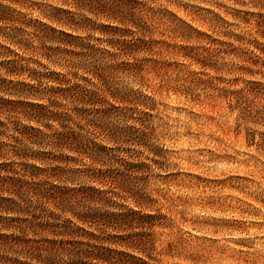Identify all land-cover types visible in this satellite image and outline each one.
I'll use <instances>...</instances> for the list:
<instances>
[{
  "label": "trees",
  "instance_id": "1",
  "mask_svg": "<svg viewBox=\"0 0 264 264\" xmlns=\"http://www.w3.org/2000/svg\"><path fill=\"white\" fill-rule=\"evenodd\" d=\"M60 1L128 29L102 27L111 53L93 40L15 15L11 6L24 10L32 0H0V264H150L148 232L162 216L106 209L119 206L115 199L146 203L128 180L139 179L145 165L125 149L149 136L145 124H129L144 104L121 78L166 73L160 58L137 61L158 43L156 27L137 0ZM61 13L70 18L48 19L95 31L89 19L77 23L71 12ZM261 32L251 36L264 37ZM121 56L126 61L118 62ZM40 60L67 73L42 72ZM232 96L242 121L264 119L263 83L247 82ZM77 181L96 186L76 188Z\"/></svg>",
  "mask_w": 264,
  "mask_h": 264
},
{
  "label": "rangeland",
  "instance_id": "2",
  "mask_svg": "<svg viewBox=\"0 0 264 264\" xmlns=\"http://www.w3.org/2000/svg\"><path fill=\"white\" fill-rule=\"evenodd\" d=\"M32 1L24 10L11 6L15 15L93 40L111 53L106 43L111 37L100 33L102 27L128 29L60 0ZM137 1L152 17L158 41L151 55L141 53L137 61L160 58L167 68L160 76L143 71V80L121 78L122 86L138 92L144 104L129 124H145L149 136L124 148L134 163L145 165L144 174H136L139 179L128 180L141 188L146 203L136 207L130 198L115 199L119 206L106 210L162 216L148 232L150 259L137 254L150 264H264V119L242 121L232 99L233 91L247 82L264 84V37L251 36L258 29L264 32V25H256L264 23V0ZM65 10L77 23L89 19L95 31L48 19L70 18L61 13ZM40 62L42 72L67 73ZM88 185L96 186L88 181L75 186Z\"/></svg>",
  "mask_w": 264,
  "mask_h": 264
}]
</instances>
